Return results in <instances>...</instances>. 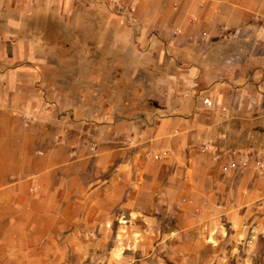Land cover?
I'll use <instances>...</instances> for the list:
<instances>
[{"label":"crops","instance_id":"crops-1","mask_svg":"<svg viewBox=\"0 0 264 264\" xmlns=\"http://www.w3.org/2000/svg\"><path fill=\"white\" fill-rule=\"evenodd\" d=\"M257 6L255 0H0V178L15 179V187L31 182L35 195L73 209L78 200L120 199L128 173L141 176L142 186L169 178L165 193L176 197L186 181L155 170L179 161L183 172L206 177L211 164L192 160L200 144L230 150L234 159L264 154V49L255 48L264 22L254 19ZM67 56L76 71L85 57L87 73L98 70L97 57L106 63L101 72L118 71L121 64L110 67L114 57L153 59L134 66L148 81L140 95L129 91L135 106L127 109L123 83L85 96L68 92L61 80L51 83L43 72L62 70ZM253 123L261 127L252 131ZM10 192L9 199L23 198L12 187L4 191Z\"/></svg>","mask_w":264,"mask_h":264},{"label":"rangeland","instance_id":"rangeland-1","mask_svg":"<svg viewBox=\"0 0 264 264\" xmlns=\"http://www.w3.org/2000/svg\"><path fill=\"white\" fill-rule=\"evenodd\" d=\"M255 1L259 12L254 11V19L264 22L260 13L264 0ZM256 32L260 33L258 27ZM259 45L256 50H263L264 38ZM151 59L114 57L110 67L121 64L118 71L101 72L106 63L97 57L98 70L87 73L85 57H79L76 71L67 56L62 57L66 61L62 70L43 74L51 83L61 80L68 92L72 89L81 95L105 94L106 84L123 83L126 94L121 105L132 109L135 105L128 103L126 95L134 90L140 95L148 81V73L134 71V66L148 67ZM258 127L253 123L252 131ZM254 153L234 159L230 150L220 152L214 145L200 144L192 160L211 164L206 177L192 175V169L183 172L179 161L155 170L158 175L169 171L180 182L186 181L179 184L183 190L176 197L165 193L169 178L142 186L141 176L128 173L130 185L120 199L78 200L73 209L57 208L44 193L35 195L31 182L15 187V179L0 178V264H264V171L261 154ZM231 161L236 166L230 172ZM49 175L53 178L52 169ZM9 187L23 198L9 199L13 194L4 193ZM30 215L38 218L33 221Z\"/></svg>","mask_w":264,"mask_h":264},{"label":"built area","instance_id":"built-area-1","mask_svg":"<svg viewBox=\"0 0 264 264\" xmlns=\"http://www.w3.org/2000/svg\"><path fill=\"white\" fill-rule=\"evenodd\" d=\"M203 103L207 106V107H212V105H213V102H212V100L210 99V98H208V97H204L203 98ZM254 154H257V152L256 153H254ZM261 154V153H260ZM261 165H263L264 164V154H261ZM258 162H260V161H258ZM228 168H234L235 166H236V162H234V161H231V162H229L228 163ZM263 171H264V168H263Z\"/></svg>","mask_w":264,"mask_h":264}]
</instances>
